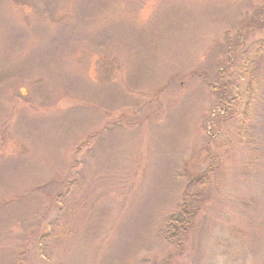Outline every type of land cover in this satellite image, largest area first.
Instances as JSON below:
<instances>
[{
    "label": "rangeland",
    "instance_id": "374dc122",
    "mask_svg": "<svg viewBox=\"0 0 264 264\" xmlns=\"http://www.w3.org/2000/svg\"><path fill=\"white\" fill-rule=\"evenodd\" d=\"M0 264H264V0H0Z\"/></svg>",
    "mask_w": 264,
    "mask_h": 264
},
{
    "label": "trees",
    "instance_id": "16d2710c",
    "mask_svg": "<svg viewBox=\"0 0 264 264\" xmlns=\"http://www.w3.org/2000/svg\"><path fill=\"white\" fill-rule=\"evenodd\" d=\"M229 58H228V61H229ZM215 78L217 79V82H219V84L220 83L222 84L221 82L222 81L221 79L223 78L222 69L218 70V72L215 74ZM220 88L219 86H216V85L214 88V91L217 95L218 103L221 105H224L228 109L230 107H235L237 104L236 98H233V99L224 98L222 95L224 92V88L223 87L222 89ZM250 88L255 89V90L257 89V87L255 86V83L254 84L252 83ZM250 97H252V94H250ZM253 108H254V103L252 101V98H250L247 100L246 108H245L246 110L243 112V116L240 122L241 124L240 129L243 130V132L245 131V128L247 127V125L252 122L253 117H251L250 114H254ZM208 163L209 164L207 168L205 169V171L203 173L198 174L194 182H191L190 185H186L184 187L182 196L180 199V203L177 209L167 219V224H166L165 230L163 231L164 240L170 243H172L173 240L177 241V239H178V242L181 240L183 241L184 238L179 239V237H182L183 235H185L188 228L191 227L190 225L193 224V221L200 207L199 205L202 199L201 195H204L205 188L203 187L202 189L199 188L193 194H190L191 189L189 187L190 186H202L205 184V178L208 177V174L212 170V167H215L214 158L212 159L209 158ZM197 200H200V201H198L194 207L189 206V204H192L193 201H197Z\"/></svg>",
    "mask_w": 264,
    "mask_h": 264
}]
</instances>
